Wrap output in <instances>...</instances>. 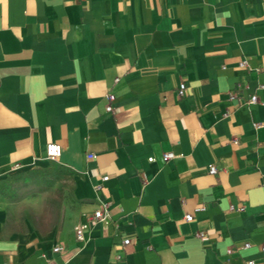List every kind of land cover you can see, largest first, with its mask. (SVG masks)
Listing matches in <instances>:
<instances>
[{"label":"crops","instance_id":"crops-1","mask_svg":"<svg viewBox=\"0 0 264 264\" xmlns=\"http://www.w3.org/2000/svg\"><path fill=\"white\" fill-rule=\"evenodd\" d=\"M263 124L264 0H0V177L56 143L80 206L0 264H264Z\"/></svg>","mask_w":264,"mask_h":264},{"label":"rangeland","instance_id":"rangeland-1","mask_svg":"<svg viewBox=\"0 0 264 264\" xmlns=\"http://www.w3.org/2000/svg\"><path fill=\"white\" fill-rule=\"evenodd\" d=\"M68 174L55 161L13 169L0 177V212L12 233L62 234L80 216L79 203L68 191Z\"/></svg>","mask_w":264,"mask_h":264},{"label":"built area","instance_id":"built-area-1","mask_svg":"<svg viewBox=\"0 0 264 264\" xmlns=\"http://www.w3.org/2000/svg\"><path fill=\"white\" fill-rule=\"evenodd\" d=\"M245 64H246L245 62H242L241 66H245ZM185 90H186V86L184 84H181L179 86V89H178L179 96L184 95ZM108 100H109V104L106 107V111L108 113H110L113 111L112 103L115 100L114 95L109 94ZM249 103L250 104L257 103V98L255 96H252L249 100ZM261 126H264V124L263 125H256L255 127L258 128ZM61 153H62V149H61L60 145H58L56 143H49L45 146V149H44V159L46 161H56L57 159L60 158ZM171 158H172L171 154H166L163 156V161L166 162V161L170 160ZM147 160L149 162L153 161L152 157H149ZM215 173H216L215 167H213V166L209 167V174H215ZM106 180H107V177H104L103 181H106ZM92 218L94 221H99V222H102L105 220V216L103 215L102 211H100V210H95L93 212ZM191 219H192L191 215L185 216L186 221H191ZM87 227H88V225L86 223H81V224H78L77 226H75V228H74L75 238H76L77 242L80 244L85 242V234L84 233H85V230L87 229ZM127 244H128V241L127 240L124 241V245H127ZM248 247H249V244L244 245V248H248ZM260 250H261L262 254L264 255V244L261 245ZM53 251L58 252V251H60V248L55 247L53 249ZM246 264H255V262L250 260V261H247Z\"/></svg>","mask_w":264,"mask_h":264}]
</instances>
